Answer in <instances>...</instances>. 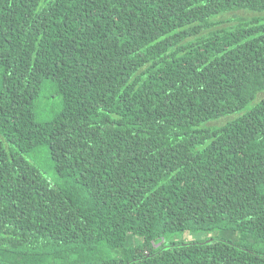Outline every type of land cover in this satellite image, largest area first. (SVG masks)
Returning a JSON list of instances; mask_svg holds the SVG:
<instances>
[{"label": "trees", "instance_id": "obj_1", "mask_svg": "<svg viewBox=\"0 0 264 264\" xmlns=\"http://www.w3.org/2000/svg\"><path fill=\"white\" fill-rule=\"evenodd\" d=\"M263 92L264 0H0V264H264Z\"/></svg>", "mask_w": 264, "mask_h": 264}, {"label": "rangeland", "instance_id": "obj_2", "mask_svg": "<svg viewBox=\"0 0 264 264\" xmlns=\"http://www.w3.org/2000/svg\"><path fill=\"white\" fill-rule=\"evenodd\" d=\"M240 15H248L251 16V14H246V13H240ZM264 93V92H263ZM264 96V95H261ZM61 99L57 96H53L50 98V100L47 101H42V104H40L39 109H38V117L39 119H46L49 117H52L56 110L58 109ZM235 116V115H234ZM226 117L219 120L218 122H214L212 125L220 126L225 124L230 118ZM29 159L36 164L37 166H40L43 171L46 173V175L49 177V179L52 182H56V175L55 171L52 165V162L50 160V156L48 154V150L46 148L39 149L35 154L31 155ZM57 185V183H55ZM212 238H225V239H231L233 240V237H228L225 234L221 233L219 230L216 231H208V232H195V233H174V234H168L166 236L162 237H157V239L154 240V245L156 248L160 246L161 244L165 242H170V241H175V242H189V241H206ZM263 247V246H261ZM120 252H114L113 256H120Z\"/></svg>", "mask_w": 264, "mask_h": 264}]
</instances>
